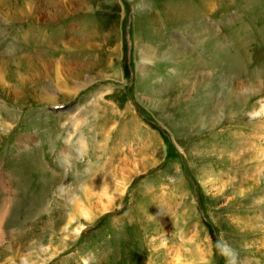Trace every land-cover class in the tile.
<instances>
[{"label": "rangeland", "instance_id": "374dc122", "mask_svg": "<svg viewBox=\"0 0 264 264\" xmlns=\"http://www.w3.org/2000/svg\"><path fill=\"white\" fill-rule=\"evenodd\" d=\"M1 53L0 264H264V0H0Z\"/></svg>", "mask_w": 264, "mask_h": 264}, {"label": "bare ground", "instance_id": "6f19581e", "mask_svg": "<svg viewBox=\"0 0 264 264\" xmlns=\"http://www.w3.org/2000/svg\"><path fill=\"white\" fill-rule=\"evenodd\" d=\"M1 5H3V3L1 2ZM27 7H28V14L30 13V11H29V3L27 2ZM19 11L22 13L20 16H24V15H26V7H21L20 9H19ZM7 12H9V11H7ZM13 12V11H12ZM6 13V12H5ZM15 15H16V13L17 12H13ZM19 14V13H18ZM5 56V54L4 53H1V56H0V58H1V60H3V57ZM2 71V69H1V67H0V72ZM3 81H4V77H3V75H1L0 76V84H3ZM207 98V97H206ZM231 112H233V111H231ZM219 113V112H218ZM228 113V112H227ZM238 114H240V112H238V113H235V112H233V115H238ZM202 115V112H200V113H198L197 114V116H196V118L195 117H193V118H191V120H193L194 121V125H195V122L197 121H200V119H201V116ZM209 119H208V121H207V124H212L213 125V122H211L210 120H215L216 118H217V113H216V111L214 112V113H211V115H210V117H208ZM228 117H226V119H227ZM225 119V118H224ZM229 120V119H228ZM227 121V120H226ZM203 121L201 120L200 121V123H202ZM215 122V121H214ZM228 122H230V121H228ZM196 126V125H195ZM89 190V189H88ZM107 194V196H108V191L106 192ZM108 199H111V198H109L108 197ZM73 201V200H72ZM71 201V202H72ZM111 201L109 200V202L108 203H106L105 205H104V209L105 210H108L109 209V207H110V205H111V203H110ZM76 203V202H75ZM73 205L74 206H76L75 208L73 207V208H71L72 209V211H71V213L73 214V215H76V214H79V212H81L82 211V205L80 206V204L79 203H77V204H74L73 203ZM72 205V206H73ZM81 214V213H80ZM79 214V215H80ZM88 220H90V219H88ZM78 230V229H77Z\"/></svg>", "mask_w": 264, "mask_h": 264}, {"label": "clouds", "instance_id": "9594fccd", "mask_svg": "<svg viewBox=\"0 0 264 264\" xmlns=\"http://www.w3.org/2000/svg\"><path fill=\"white\" fill-rule=\"evenodd\" d=\"M216 249L226 258L227 264H236V252L222 236L216 241Z\"/></svg>", "mask_w": 264, "mask_h": 264}, {"label": "water", "instance_id": "95a60500", "mask_svg": "<svg viewBox=\"0 0 264 264\" xmlns=\"http://www.w3.org/2000/svg\"><path fill=\"white\" fill-rule=\"evenodd\" d=\"M127 43H128V41H127ZM126 46H127V48H129V45L128 44H126ZM128 57H126V59H127ZM125 62H128V60H126ZM125 66H129L130 67V65L127 63ZM127 71V70H126Z\"/></svg>", "mask_w": 264, "mask_h": 264}]
</instances>
